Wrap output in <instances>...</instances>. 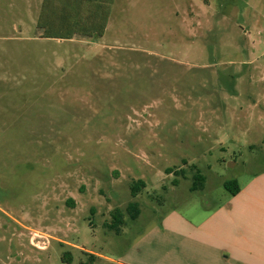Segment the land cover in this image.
Segmentation results:
<instances>
[{
  "label": "rangeland",
  "instance_id": "1",
  "mask_svg": "<svg viewBox=\"0 0 264 264\" xmlns=\"http://www.w3.org/2000/svg\"><path fill=\"white\" fill-rule=\"evenodd\" d=\"M87 5L101 37H66L74 0H0V264L148 259L233 202L225 182L264 199V0Z\"/></svg>",
  "mask_w": 264,
  "mask_h": 264
},
{
  "label": "crops",
  "instance_id": "2",
  "mask_svg": "<svg viewBox=\"0 0 264 264\" xmlns=\"http://www.w3.org/2000/svg\"><path fill=\"white\" fill-rule=\"evenodd\" d=\"M248 188L200 222L172 220L164 233L154 237L155 245L151 241L152 257L105 260L111 264H264V199L261 189H251L249 194Z\"/></svg>",
  "mask_w": 264,
  "mask_h": 264
},
{
  "label": "trees",
  "instance_id": "3",
  "mask_svg": "<svg viewBox=\"0 0 264 264\" xmlns=\"http://www.w3.org/2000/svg\"><path fill=\"white\" fill-rule=\"evenodd\" d=\"M75 1V15L68 14L65 16L68 24V32L66 35L68 38H72L73 35L81 34L86 38H92L94 35H99L100 37L104 35L105 23L107 21L109 12L104 7L99 6L98 9H89L87 15L84 14V7L86 8L87 4L93 3L94 0H74ZM92 8V6H90ZM169 174L172 173L171 170H168ZM194 183L192 186V191H202L205 188L206 177H204L201 172L197 171L194 175ZM146 187L143 181L136 182L132 186L133 197H137L138 193ZM225 189L236 196L241 188L237 181H227L224 183ZM127 214L131 220L135 221L141 214V210L138 203H131L127 208ZM112 222L107 225V228L111 231H115L117 234L121 232L123 226L126 225L125 213L119 209L114 210L112 213ZM92 260L98 259V256L89 254Z\"/></svg>",
  "mask_w": 264,
  "mask_h": 264
}]
</instances>
